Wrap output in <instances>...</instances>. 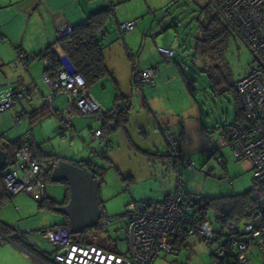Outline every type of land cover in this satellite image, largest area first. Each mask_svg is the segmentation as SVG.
<instances>
[{"label": "crops", "instance_id": "0c3cea01", "mask_svg": "<svg viewBox=\"0 0 264 264\" xmlns=\"http://www.w3.org/2000/svg\"><path fill=\"white\" fill-rule=\"evenodd\" d=\"M128 4V0H108V2L105 0H0V92L12 89L22 95V98L11 109L0 113L2 116L0 118V143L19 140L22 143L21 147L28 146L33 156L44 154L54 156L61 161L93 172L97 180H100V186L105 183V169L101 165L107 166L114 172L113 181H118L124 186V195L118 194L114 197L128 196L125 198L128 200L125 208L135 201L162 202L166 196L177 190L183 170L198 171L204 174L205 169L210 167L213 174L225 175L223 173L225 161L220 154L222 149H219L211 158L206 157V153L214 149L215 144L203 148L197 154L198 158L204 160L199 169L195 168L194 162L192 169L179 168L180 161L184 157L191 158L192 156L193 158V155L189 154L190 152H184L178 144V140L184 135V129L177 123L172 124L173 119L164 116V110L159 106L161 104L160 97L163 96L165 90V86L161 85V79L167 74L166 70L161 68L160 63H170L172 58L165 61L156 51L159 60L156 58V54H153L154 59L151 58L142 68V70L155 69L154 83L149 86H140L136 82L135 70L138 69L131 63L135 58L132 48L136 49L137 46L134 44L136 35L134 36L133 32L143 19L138 13L123 14L122 10ZM107 7H112V16L99 36L103 38V54L109 74L96 82L89 90L91 93L92 89L105 82L102 85V90L103 95L107 92V97L103 96L100 97V100H96L101 106V115L99 118L73 116L69 125L66 126L62 122L61 116L69 109L68 95L53 94L50 105L48 106L46 103L47 97L52 92L43 81L44 75L51 77V73L48 72L51 65L44 57L45 51L50 48L58 57H62L63 53L57 44L58 28L66 25L71 28L77 27ZM132 21H136L133 31L122 32L119 30L120 24ZM197 25L199 37L201 33L199 24L197 23ZM232 35L235 41L242 44L233 33ZM198 37L195 38V42ZM202 50L200 45L196 47L195 59L203 56ZM206 54L212 64L211 56ZM28 56H33V59L24 68L20 61ZM175 68L181 82L187 85L180 68L177 65ZM205 70L206 68L201 69V72L204 73ZM17 81H20L21 84H17ZM135 95L140 99L136 101ZM220 95L222 94L220 93ZM117 96L121 98L118 102L116 101ZM118 103L122 104L123 109L118 116L115 130H111L109 115ZM48 109L51 112L47 111ZM106 115L109 117L108 120L105 118ZM8 124H11L14 129L5 132L4 128ZM106 125L109 131L106 130ZM96 131H101L103 138H95ZM9 136L12 139L10 141L6 140V137ZM175 155L178 156L175 157ZM217 157L222 159L221 164L215 160ZM164 158L172 161V167L178 174L177 186L174 189L156 194L149 192L144 194L136 190L128 192L131 185L134 189L138 182L151 180L159 166L157 164H160ZM153 160L159 163L154 164ZM131 163H134L135 167L131 168L129 166ZM162 166L164 165L162 164ZM101 172H103L102 177ZM50 174L52 175V173ZM52 182H48L45 178L42 188L32 196L16 195L13 197L15 199L13 203L11 200L0 210V223L21 235V240L16 241L22 244L21 247L16 242L4 241L0 243L1 251H6L5 248L8 246L18 255L25 257L24 253H26L32 257H38L40 263L51 264L50 254L53 255L55 250L52 247L50 251L43 248L44 245H49L40 239L39 232L63 224L65 218L56 213L61 216L59 222L49 226L37 225L38 230H32L34 226L30 224L31 218L28 213L34 212V205L33 207L31 205L33 201L35 202L33 204L37 206L36 209L45 212L47 210L39 208V202L43 199H51L57 203L64 200L65 187L64 195L62 193L60 198H56V193L47 188V184ZM57 184L64 186L61 183ZM136 198H145L146 200ZM20 207H24L23 211L25 208L31 210L26 213L20 212ZM124 217H126L125 209ZM207 221L212 226L209 214ZM217 224H219L217 228L213 226L212 228L216 230L222 227L218 221ZM192 241L189 244L190 250H181L174 255L162 254L152 264H212L213 250L209 249L212 245L197 238H192ZM42 244L44 245L42 246ZM202 245L207 246L209 251L201 248ZM158 260L161 262L158 263ZM251 263L264 264V248L257 245L253 247Z\"/></svg>", "mask_w": 264, "mask_h": 264}, {"label": "built area", "instance_id": "2783aa9c", "mask_svg": "<svg viewBox=\"0 0 264 264\" xmlns=\"http://www.w3.org/2000/svg\"><path fill=\"white\" fill-rule=\"evenodd\" d=\"M108 2V0H105ZM218 17L248 49L253 58L250 70L235 83L239 97L242 121L225 124L219 130L216 145L206 153L211 158L219 149L228 148L237 161L247 160L253 170V179L264 201V0H207ZM136 21L119 25L122 32H131ZM72 31L69 25L59 27L57 38ZM158 54L169 61L174 51L157 48ZM33 56L20 61L26 68ZM49 66V65H48ZM156 78L154 68L135 70V80L140 86L152 85ZM44 83L52 94L47 97L49 106L53 94L64 93L69 97V109L61 120L68 126L73 116L100 117L101 106L85 86L84 79L76 74L68 61L60 58L55 77L44 75ZM21 84L20 81L16 82ZM22 95L12 89L0 92V113L11 109ZM47 111L51 112L50 109ZM95 138H103L101 131ZM178 155H175L177 157ZM222 163L220 157L215 158ZM58 158L50 155L33 156L28 146H22L14 162L3 177L9 196H32L42 188L48 174L58 166ZM179 168L192 169L193 161L184 157ZM206 170V169H205ZM181 171L179 170V174ZM191 196L183 191L179 180L177 190L160 203L135 201L125 208V255H116L96 246L74 243L69 233L61 227L43 229L39 237L55 250L49 258L51 264H152L160 255H174L190 250L188 241L197 238L215 245L212 264H252L253 247L264 248V218L243 222H228L220 229H213L201 221L191 203ZM109 219L100 217L97 226L104 230ZM21 240L16 232L5 236L0 233V243ZM48 259V258H47Z\"/></svg>", "mask_w": 264, "mask_h": 264}, {"label": "rangeland", "instance_id": "374dc122", "mask_svg": "<svg viewBox=\"0 0 264 264\" xmlns=\"http://www.w3.org/2000/svg\"><path fill=\"white\" fill-rule=\"evenodd\" d=\"M128 3V6L121 9L123 14L134 12L140 14L139 16L143 19L133 32V35H136L134 44L137 46L136 49L132 48L135 58L131 63L138 70H142L151 58L154 59L153 54H156V58H158L157 48L174 51L170 63H160L161 68L166 70L167 74L161 79V85L165 86V90L163 96L160 97L161 104L159 106L164 110V116L173 119L172 124L177 123L184 129V135L178 140V144L184 152H190L189 154L193 155V158L190 156L195 168L199 169L204 162L197 156L199 151L210 147V145H216L219 130L223 125L234 122L237 113L230 94L227 92L222 95L216 93L209 83L208 76L201 72V69H208L210 63L204 48H202L203 56L195 59V51L198 46L195 38L199 35L197 23L215 13V10L207 0H128ZM220 59H223L226 65L223 67L222 62L218 65L223 67L221 71L229 77L231 83H235L243 74L247 73L253 63L248 49L235 40L228 50L220 54L216 62ZM175 65L180 68L187 85L181 82ZM103 83L100 86L95 85L96 87L94 86L95 88L91 91L97 101L100 100V97H107V92L103 95ZM138 99L140 98L135 95V100ZM13 129L14 127L8 124L4 131L10 132ZM10 138V136L6 137V140H12ZM220 154L225 161L223 168L225 175L213 174L210 167L206 168L204 174L198 171L183 170L180 180L184 185L185 193L191 197L201 196L211 199L240 195L252 187L254 179L250 162L235 160L228 148L222 149ZM153 161L154 164L159 163L156 160ZM157 165L159 166L151 180L138 182L134 189L131 185L128 192L136 190L144 194L147 192L156 194L174 189L177 186L178 174L172 167V161L164 158ZM129 166L133 168L135 164L131 163ZM101 167L105 169V183L100 186L98 201L103 205V213L109 218L110 223L105 230L95 228L87 230L84 237L102 243L103 247L113 248L115 246L119 252L124 253L126 250L124 206L128 201L125 198L128 196L114 197L118 194L124 195V186L118 181H113L114 172L112 170H109L107 166L101 165ZM47 188L56 193V198H60L62 193L64 195V186L60 184L48 183ZM136 199L146 200L145 198ZM153 199L156 200L154 197ZM14 200L13 198L12 203ZM33 203L35 202L33 201L31 204L32 207L34 205V212L28 213L31 218L30 224L34 226L32 230H38L37 227L40 225H54L61 219V216L54 212H42L36 209L37 206ZM23 208L20 207V212L26 213L31 210L25 208L23 211ZM11 211L15 214L13 210ZM209 220L214 228L219 226L213 211L209 212ZM192 242V239L188 241L189 244ZM43 248L50 251L51 247L44 245ZM201 248L208 251L209 249L214 250L215 245L210 246L209 249L202 245ZM5 250H0V264H43L36 257L26 253H24L25 257L18 255L8 246ZM159 261L157 262L159 263Z\"/></svg>", "mask_w": 264, "mask_h": 264}, {"label": "trees", "instance_id": "16d2710c", "mask_svg": "<svg viewBox=\"0 0 264 264\" xmlns=\"http://www.w3.org/2000/svg\"><path fill=\"white\" fill-rule=\"evenodd\" d=\"M112 11V7H107L97 14L92 15L81 25L72 28V31L65 37L58 39L57 44L63 53L62 57H58L50 48L45 51L44 57H46L51 65L48 72L51 73L52 78L55 77L60 58L68 61L73 71L84 79L85 86L88 90L96 82L108 76L109 73L103 54V38L99 36V33L104 31L106 23L112 16ZM198 24L201 34L196 39V44L204 48L211 56L212 61V64L204 73L208 76L209 83L216 93L223 94L227 92L230 94L237 112L235 121L241 122L242 112L239 97L235 90V83H231L229 77L221 71V68L226 65L223 59L216 62L220 54L228 50L234 40L233 35L216 13L210 14V16L199 21ZM220 62H222L223 67L218 65ZM120 100V96H117L116 101L118 102ZM105 118L108 120V115ZM106 130L109 131L107 125ZM21 145L22 143L19 140L0 143V149L6 154L7 158L5 165L0 169V210L13 198L6 192L3 177L5 171L13 164L15 153L20 149ZM102 175L103 172H101V177ZM46 179L48 182H52L51 174H48ZM61 184L65 187L66 195L64 200L61 203H57L51 199H43L39 202V208L63 215L65 218L63 224L57 226L66 230L70 235L71 241L74 243L96 246L110 253L124 256L125 253L119 252L115 246L113 248L109 246L103 247L102 243L85 238L84 234L89 229L80 234L70 233L68 217L59 211L69 201V189L65 182ZM191 203L201 221L208 222L207 215L210 211H213L214 215H216V220L222 227L228 222L239 223L264 218V201H262L260 191L254 181L252 187L240 195L211 199L195 196L191 198ZM99 208L101 217H105L103 205H101L100 201ZM95 229H98V226H95ZM12 232H15L12 228L0 223V233L9 236ZM15 242L19 244L17 241ZM20 246L22 247V244Z\"/></svg>", "mask_w": 264, "mask_h": 264}, {"label": "water", "instance_id": "95a60500", "mask_svg": "<svg viewBox=\"0 0 264 264\" xmlns=\"http://www.w3.org/2000/svg\"><path fill=\"white\" fill-rule=\"evenodd\" d=\"M122 109V104L118 103L110 113L111 130H115ZM6 159V154L0 149V169L5 165ZM51 180L55 183L65 182L68 185L69 201L59 211L68 217L70 233L80 234L87 229L95 228L101 217L98 201L100 182L95 174L61 161L53 170Z\"/></svg>", "mask_w": 264, "mask_h": 264}]
</instances>
